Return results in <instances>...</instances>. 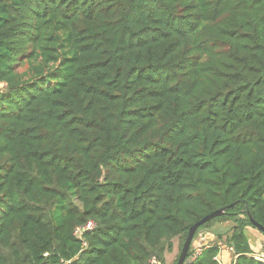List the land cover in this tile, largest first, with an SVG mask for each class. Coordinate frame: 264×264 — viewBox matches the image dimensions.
<instances>
[{
  "label": "trees",
  "instance_id": "1",
  "mask_svg": "<svg viewBox=\"0 0 264 264\" xmlns=\"http://www.w3.org/2000/svg\"><path fill=\"white\" fill-rule=\"evenodd\" d=\"M229 206L186 264H264V0H0V264H165Z\"/></svg>",
  "mask_w": 264,
  "mask_h": 264
},
{
  "label": "rangeland",
  "instance_id": "2",
  "mask_svg": "<svg viewBox=\"0 0 264 264\" xmlns=\"http://www.w3.org/2000/svg\"><path fill=\"white\" fill-rule=\"evenodd\" d=\"M230 226H231L230 223H223V224H219L218 226L213 227V229L216 231H219V230L223 231V230L228 229ZM248 232L251 238V243L253 247L255 248L254 258L258 261L264 262V236L263 234H261L255 228H249ZM208 233L209 231L199 232L196 235V237L192 240L190 248H192L195 252L199 251L200 246H202L204 243H207V241L209 240L210 236H208ZM223 239H224V235H223L222 240ZM217 240L218 239L216 235L214 234L212 236V241L215 242ZM178 246H179L178 240L174 239L172 252L165 255V264H173L174 261L177 260L179 253H180ZM223 250L225 251L226 256L224 257L223 261L221 260L222 263L232 264L234 260L232 251L227 246H224Z\"/></svg>",
  "mask_w": 264,
  "mask_h": 264
},
{
  "label": "water",
  "instance_id": "3",
  "mask_svg": "<svg viewBox=\"0 0 264 264\" xmlns=\"http://www.w3.org/2000/svg\"><path fill=\"white\" fill-rule=\"evenodd\" d=\"M230 207H232V206L222 208V209H218V210L212 212L211 214L203 217L201 220H199L198 222H196L194 225H192L189 228L187 236L185 238V241H184L183 246L181 248V251L179 253L176 264H185L186 256L189 252L190 245L192 243L194 234L197 231V229L200 226H202L203 224L209 222L210 220H212L216 217L222 216L223 214H225L226 210ZM249 220H250L251 224L255 227V229L262 232V234L264 235V228L261 225H259L257 222H255L250 216H249Z\"/></svg>",
  "mask_w": 264,
  "mask_h": 264
},
{
  "label": "built area",
  "instance_id": "4",
  "mask_svg": "<svg viewBox=\"0 0 264 264\" xmlns=\"http://www.w3.org/2000/svg\"><path fill=\"white\" fill-rule=\"evenodd\" d=\"M91 226H92V224L91 223H88L85 228L89 229V228H91ZM260 262H262V261H260ZM151 264H154V261H151Z\"/></svg>",
  "mask_w": 264,
  "mask_h": 264
}]
</instances>
